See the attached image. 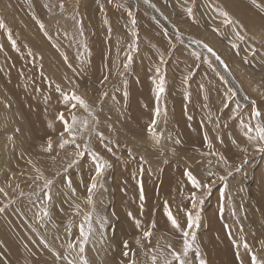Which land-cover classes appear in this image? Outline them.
Segmentation results:
<instances>
[{
    "label": "rangeland",
    "instance_id": "374dc122",
    "mask_svg": "<svg viewBox=\"0 0 264 264\" xmlns=\"http://www.w3.org/2000/svg\"><path fill=\"white\" fill-rule=\"evenodd\" d=\"M225 12L234 23H225ZM0 23V264H153V256L155 264H179L171 252H183L188 212L199 223L181 257L187 264H251L253 255L264 264V152L255 129L264 126V0H0ZM21 83L41 104L35 115ZM61 113L69 124L76 117L79 150L87 145L71 168L77 149L59 148ZM38 118L50 138L30 131ZM94 155L106 164L99 176ZM186 171L211 191L194 189Z\"/></svg>",
    "mask_w": 264,
    "mask_h": 264
},
{
    "label": "snow or ice",
    "instance_id": "6c2138e0",
    "mask_svg": "<svg viewBox=\"0 0 264 264\" xmlns=\"http://www.w3.org/2000/svg\"><path fill=\"white\" fill-rule=\"evenodd\" d=\"M145 2L147 3V0H145ZM63 7V4H61V8ZM154 7V5H153ZM223 15L225 16V23L226 24H232L234 23V21L230 20V19H227L228 17V14L225 12L223 13ZM238 23V22H236ZM0 27H4L3 23H0ZM214 31H218L216 29H214ZM238 35V38L243 40L244 37L237 34ZM203 47L206 49V51L208 53H211L213 56H215L216 60L220 61L222 64H223V61L221 60L220 56L214 51L213 48H211L209 45L207 44H203ZM233 48L237 47V45L233 44L232 45ZM131 60H132V57L131 55H129L127 57V60L126 62L124 63L123 67L125 69H127L131 63ZM160 62L163 63L164 60H163V56L160 57ZM226 67V65H225ZM159 71V69H157V72ZM121 76H123V73H120ZM105 80H107V77L104 78ZM165 91V87H164V78L161 77L160 78V81H159V84H158V91H157V97L160 96V94H162L163 92ZM104 95H106V93H104ZM64 99L65 100H68L69 97L67 95L64 96ZM71 100H74L76 101L80 106L84 107L87 109V104L85 102L84 99H82L79 95H76L75 93L72 94L71 96ZM255 102H253L254 104ZM73 108L76 107V104H73L72 105ZM253 116H259L260 115V112L253 109ZM156 116H159V110L157 109L156 112L154 113V118L151 122V124L148 126V132L149 134H153L155 135V126H156V119L155 117ZM61 121L64 122V132H62L60 134L61 136V139H60V142H59V148L61 149H64L65 146L67 145H74L77 149V152L75 153V158L70 160L67 164V168H71L73 165H75L77 162H78V158L79 157H82L86 154V149H87V145H85V150L84 151H81L79 150L80 149V145L79 144H76L75 141H76V133L74 132V128H75V125H76V117L73 116L72 117V123L69 124L67 121H64V116L63 114L61 113L60 116L58 117ZM88 124H87V121L84 122V127L87 128ZM255 129H256V132L258 134V146H257V151H260V152H264V126H260V125H256L255 126ZM248 131L251 132L252 131V127H249L248 128ZM65 133H67L68 135V139H63ZM97 135L100 136V138L102 139L103 138V134L102 133H97ZM162 135V133H161ZM254 139H257V137H253L251 135L248 136V140H254ZM177 143H179L180 141H176ZM45 151L51 153L53 151V146H52V141L51 139L48 140L47 142V148L45 149ZM243 151H247L246 149H243ZM93 160H94V165H95V175L96 176H99L104 168L106 167V164L103 162L102 158L99 157L98 155H94L93 156ZM219 161L224 164L225 166L228 165V158L226 156H224L223 154H220L219 156ZM185 175L188 177V180L190 181L191 185L193 186L194 189H207L209 192L211 191V183H201L199 180H197V178L191 173V171H186L185 172ZM209 176L212 175V173H209L208 174ZM229 175H231V173H229ZM37 179H39L37 177ZM226 179L225 177H221V180H224ZM68 183H71V180L69 179L68 180ZM52 184V181L51 180H46L45 181V184H44V189H48L50 187V185ZM96 183H95V177H93V181L90 185V187L88 188V192H89V197H88V202L91 203L92 202V197H91V193L93 192V190L96 188ZM0 191H2V189H0ZM44 199H47V200H51L52 199V196H51V193L50 191H44ZM191 201H192V207L193 208H196L197 206V197H196V194L195 192L192 193L191 195ZM199 203H203V200L201 199L199 201ZM4 209L3 208H0V212H3ZM48 213L45 212V215H47ZM187 215V228L185 230L182 231V239H183V252L182 253H179V252H176V251H172L171 252V255L172 257L179 262V264H187V262L182 259V255L183 256H186L188 254V251L189 249L192 247V243L191 241H193L195 239V236L191 233V229L196 226L198 223H199V214L197 213L196 216L194 217L193 214L191 212H188L186 213ZM167 216H168V219L171 221V224L174 228L176 229H180V225L178 223V221L175 219V217L172 216L171 212H168L167 213ZM86 220H88V222L90 223V218H86ZM80 235L82 237V242H86L87 239H88V235L85 234L84 232V227L83 225L80 226ZM144 236L146 238L150 237L151 236V232L150 231H145L144 232ZM260 244H261V247L264 248V241H260ZM70 247H74V245H70ZM171 247V246H169ZM125 248H127V243L125 242ZM244 248L245 250L247 251L248 250V245L245 243L244 244ZM80 251L83 252L84 249L83 247L80 248ZM125 256H128V252L126 251L124 253ZM156 256H153L152 257V260H153V264H155V261H156ZM83 260V258H82ZM70 264H75L74 261L70 262ZM83 264H87L86 261H83ZM165 264H172L171 261H167L165 262ZM251 264H261L260 261L257 260V257L255 255H253L251 257Z\"/></svg>",
    "mask_w": 264,
    "mask_h": 264
},
{
    "label": "bare ground",
    "instance_id": "6f19581e",
    "mask_svg": "<svg viewBox=\"0 0 264 264\" xmlns=\"http://www.w3.org/2000/svg\"><path fill=\"white\" fill-rule=\"evenodd\" d=\"M103 1V0H102ZM215 2V1H214ZM104 3V2H103ZM4 4V3H3ZM212 4V3H211ZM127 5V4H126ZM74 6V5H73ZM209 6V5H208ZM210 8V7H209ZM111 13V12H110ZM117 13V12H116ZM240 13V12H239ZM101 14H103V13H101ZM244 14V13H243ZM111 15V14H110ZM115 15V14H114ZM113 17V16H112ZM225 17V16H224ZM110 18V17H109ZM115 22H116V19H115ZM219 22V21H218ZM264 25V24H263ZM98 32H100V31H98ZM30 33V32H29ZM257 33V32H256ZM255 36V35H254ZM261 36H262V34H261ZM261 36H259V37H261ZM235 37V36H234ZM258 37V38H259ZM204 38V37H203ZM90 42V41H89ZM193 45V44H192ZM211 46H213V45H211ZM264 47V46H263ZM101 48H102V46H101ZM218 49V48H217ZM233 49V48H232ZM215 50V49H214ZM220 50V49H219ZM231 51V50H230ZM218 53V52H217ZM108 57V56H107ZM98 61V60H97ZM19 65V64H18ZM95 65H97V64H95ZM20 66V65H19ZM19 66H17V68L19 67ZM59 66V65H58ZM227 66H228V64H227ZM93 67V66H92ZM230 67V66H229ZM95 68H96V66H95ZM227 68V67H226ZM94 69V68H93ZM233 69V68H232ZM235 69V68H234ZM238 69H240V68H238ZM17 70V69H16ZM52 70V69H51ZM14 71V70H13ZM114 71V70H113ZM235 71V70H234ZM241 71V70H240ZM96 72H97V70H96ZM111 72V71H110ZM91 73V72H90ZM226 73V72H225ZM15 73H13L12 75H11V77H12V79H14V77H15ZM231 75V74H230ZM10 77V78H11ZM232 77V76H231ZM230 77V78H231ZM239 78V77H238ZM16 79H18V78H16ZM15 79V80H16ZM242 81H243V79H241ZM246 80V79H245ZM245 82V81H244ZM249 83H250V81H249ZM256 83V82H255ZM259 83V82H258ZM18 84V83H17ZM245 84V83H244ZM260 84V83H259ZM23 83H21V87H22V89H20L19 90V92H20V94L21 95H23V98H28L27 97V95H29L28 94V90L26 89L28 86H24L23 87ZM143 85H145V84H143ZM246 85L248 86V84L246 83ZM260 86V85H259ZM27 101L29 102V106L31 107V109H33V111H32V113L35 115V113H38V112H40L39 111V107H40V105H38V104H36L35 102H31L32 101V96H29V98L27 99ZM139 107H140V104H139ZM142 107V106H141ZM143 107H145V106H143ZM146 111V110H145ZM148 112V111H147ZM42 114H43V112H41ZM146 115V114H145ZM181 119V118H180ZM37 120H39V118L38 119H35V120H31V122H30V124H31V130L30 131H34V134H35V136H37V138H38V140H39V138L41 139V140H43V139H47V138H50L51 137V135L53 134V130H52V128L51 127H46V128H44L43 127V124L39 121V122H36ZM180 122V121H179ZM183 124H184V126L185 125H187L188 123H189V120H187V119H184L183 121ZM141 123V122H140ZM144 123V122H143ZM102 124V123H101ZM143 125V124H142ZM184 131V130H183ZM186 132V131H185ZM184 135H185V137H187V138H189L190 136H187V133H184ZM113 137V136H112ZM156 139H158V138H156ZM57 141V140H56ZM149 142V141H148ZM154 142L156 143V144H158L159 142L158 141H156L155 139H154ZM147 143V142H146ZM145 143V144H146ZM137 145V143H134V145ZM149 145H152V143L150 144V143H148ZM148 144H146V145H148ZM130 145H132V144H130ZM145 146V145H144ZM158 146V145H157ZM154 148V147H153ZM146 149V148H145ZM153 152V151H152ZM236 153V152H235ZM156 157V156H155ZM87 160V159H86ZM118 160V159H117ZM193 162V160L191 161V163ZM84 166H85V162L84 163H82ZM130 164V163H129ZM136 163H134V165H135ZM140 164V163H139ZM138 164V165H139ZM141 165V164H140ZM121 166V165H120ZM128 167V166H127ZM139 167V166H138ZM145 167V166H144ZM154 167V166H153ZM85 168V167H84ZM87 168H89L90 170L93 168V166L92 167H89V166H87ZM124 172V171H123ZM154 172V171H153ZM122 173V172H121ZM132 173V172H131ZM136 173V172H135ZM16 174V176H18L17 175V173H15ZM133 175V174H132ZM137 175V174H136ZM20 177V176H19ZM148 178V177H147ZM146 178V179H147ZM145 178H144V180H146ZM173 179V178H172ZM149 180V179H148ZM186 180V179H185ZM135 181V180H134ZM150 181V180H149ZM125 183V182H124ZM128 183H129V180H128ZM14 184V183H13ZM16 185V184H15ZM126 185H127V183H126ZM132 185V184H131ZM120 187H122V185H120ZM127 188V187H126ZM128 189V188H127ZM140 190V189H139ZM124 192V191H123ZM135 193H136V191H135ZM134 193V194H135ZM152 193V192H151ZM151 193H149V196L151 195ZM133 194V195H134ZM156 196V195H155ZM62 197V196H61ZM131 198H133V196L131 197ZM133 200V199H132ZM132 200L129 202V204L131 205V209H129V210H131L132 212H136L135 214L137 215L138 214V211H137V209H136V205H135V203H132ZM136 201V200H135ZM263 201H264V199H263ZM146 205V204H145ZM264 205V204H263ZM256 206V205H255ZM146 207H147V205H146ZM254 208V207H253ZM258 208V207H257ZM260 212V211H259ZM148 213V212H147ZM135 215V216H136ZM134 216V217H135ZM133 220V219H132ZM139 221V220H138ZM131 223H132V221H130ZM135 222V221H134ZM130 223V225H132ZM141 223V221L139 222V224ZM136 224V223H135ZM136 226V225H135ZM139 226V225H138ZM141 226V225H140ZM131 227V226H130ZM134 227V226H133ZM4 230V229H3ZM133 231V230H132ZM2 232V231H1ZM4 232V231H3ZM2 232V234H3V238H5V236H4V233ZM8 233V232H7ZM57 234H59V233H57ZM56 234V235H57ZM222 234V233H221ZM1 235V234H0ZM58 237V236H57ZM66 237V236H65ZM12 238V237H11ZM6 239V238H5ZM212 239V238H211ZM3 240V239H2ZM9 240V239H8ZM13 240V239H12ZM127 240V239H126ZM133 241V240H132ZM214 241V240H213ZM14 242V241H13ZM9 243L10 242H8V241H6L4 244L7 246V247H9ZM212 244V243H211ZM218 244V243H217ZM227 246V245H226ZM209 250L210 251H214V249H212L211 247H209ZM2 251V250H1ZM3 252V251H2ZM224 253V252H223ZM222 254V253H221ZM6 255V254H5ZM4 255V256H5ZM216 255H220V253H216ZM222 255H224V254H222ZM5 257H7V256H5ZM220 257H223V256H221L220 255ZM219 257V258H220ZM219 258H217V259H219ZM221 261V260H220ZM105 262V261H104ZM108 262V261H107ZM217 262H218V260H217ZM113 263V262H112ZM1 264H10V261H9V258L8 259H3L2 261H1Z\"/></svg>",
    "mask_w": 264,
    "mask_h": 264
}]
</instances>
